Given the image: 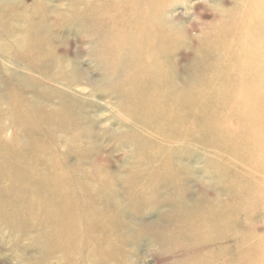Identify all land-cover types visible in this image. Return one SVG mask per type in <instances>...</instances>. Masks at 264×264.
<instances>
[{"label":"rangeland","instance_id":"rangeland-1","mask_svg":"<svg viewBox=\"0 0 264 264\" xmlns=\"http://www.w3.org/2000/svg\"><path fill=\"white\" fill-rule=\"evenodd\" d=\"M250 4L0 0V264H244L264 248V203L243 202L264 175L234 156L237 128L216 134L236 115L228 17L256 26Z\"/></svg>","mask_w":264,"mask_h":264},{"label":"bare ground","instance_id":"bare-ground-1","mask_svg":"<svg viewBox=\"0 0 264 264\" xmlns=\"http://www.w3.org/2000/svg\"><path fill=\"white\" fill-rule=\"evenodd\" d=\"M249 9L252 12V17L249 20L259 19V23L256 26L249 27L247 23H239L235 11L228 17L230 29L232 30L231 33L233 35L231 36L236 39V44L232 49L239 53L237 61L232 62L230 65V74L232 77L229 78V83L232 82V84H229L228 97L234 101L232 111L236 115L231 121L224 122L223 126L222 122H220L221 126L216 129V134L218 138L221 135L224 137V132H222L223 127H227V129L237 128L240 133L238 132V134L234 135V148L231 150L234 156L241 157V161L247 168L248 177L254 180H262V178H258V176L261 177V175H264V171H259L256 164L262 159L264 161V109L261 106L264 104V5L262 7L250 4ZM233 24L236 26L240 24V26L231 27ZM145 27L146 25L144 28ZM27 37L28 34L25 35L24 38L19 39L18 43H23V45H25L24 43L27 41ZM132 38L134 37H131V40ZM140 40L141 38L138 39V41ZM256 52H260L262 57L255 61L252 55ZM147 73V71H144L142 76H145ZM172 111L173 108L169 113H166V115L171 116L170 113ZM149 115H155V113ZM227 115L228 114H225L224 117ZM213 140L215 141L216 139L213 138ZM222 145L223 143L220 144V146ZM251 174L253 176H251ZM41 178L42 177H40L41 187L46 188L48 191H53L54 195L59 199L60 195L59 191H57L59 189L52 188H57V185L61 184L60 180L55 179L46 182ZM245 179L237 177V181H242V185ZM246 181L248 183L244 182L243 202L254 200L259 203H264V181L262 180L260 184H253L249 180ZM14 189H18V187ZM58 204H61L58 206V209L62 210L66 208L65 210L67 211L69 207L68 198L64 196V199H59ZM259 206L264 208V204ZM247 212H249V210ZM259 242L260 240L257 241V243ZM242 262L244 264H264V248L259 246H248Z\"/></svg>","mask_w":264,"mask_h":264}]
</instances>
